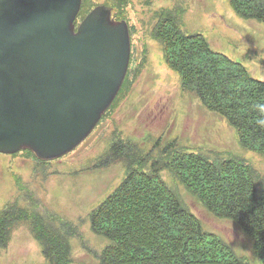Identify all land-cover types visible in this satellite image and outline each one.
<instances>
[{"label":"rangeland","instance_id":"1","mask_svg":"<svg viewBox=\"0 0 264 264\" xmlns=\"http://www.w3.org/2000/svg\"><path fill=\"white\" fill-rule=\"evenodd\" d=\"M101 5L113 8V18L129 26L131 58L124 84L94 132L65 157L39 162L26 151L0 154V215L11 211V225H0V264H50L37 219L66 236L71 264H101L110 241L93 232L90 215L128 174V160L105 161L119 140L134 145L129 157L140 155L147 173L158 170L204 233L220 238L243 264H261L254 240L236 223L208 211L168 165L167 156L177 149L211 161H244L264 187V155L245 149L237 130L183 87L180 74L167 65L154 28L169 11L184 35H203L213 51L264 82V23L239 16L229 0H87L84 10Z\"/></svg>","mask_w":264,"mask_h":264},{"label":"trees","instance_id":"2","mask_svg":"<svg viewBox=\"0 0 264 264\" xmlns=\"http://www.w3.org/2000/svg\"><path fill=\"white\" fill-rule=\"evenodd\" d=\"M86 1H82L80 17L91 12L84 10ZM229 3L239 16L264 23V0ZM154 36L164 43L167 65L180 74L183 87L235 128L245 149L264 155V82L252 77L241 63L213 51L203 35H184L169 11L155 26ZM134 149L119 140L105 158L108 164L128 160L129 170L90 215L93 232L110 241L101 264H243L220 238L203 232L198 218L182 206L158 170L149 174L140 155L129 157ZM167 158L208 211L236 223L254 240L255 254L264 264V187L257 185L251 167L244 161H211L177 149L170 150ZM10 214V210L2 212L0 225H11ZM35 228L48 262L71 264L66 236L52 225L46 228L39 219Z\"/></svg>","mask_w":264,"mask_h":264},{"label":"water","instance_id":"3","mask_svg":"<svg viewBox=\"0 0 264 264\" xmlns=\"http://www.w3.org/2000/svg\"><path fill=\"white\" fill-rule=\"evenodd\" d=\"M82 0H0V154L73 152L118 96L131 38L113 8L79 23Z\"/></svg>","mask_w":264,"mask_h":264},{"label":"flooded vegetation","instance_id":"4","mask_svg":"<svg viewBox=\"0 0 264 264\" xmlns=\"http://www.w3.org/2000/svg\"><path fill=\"white\" fill-rule=\"evenodd\" d=\"M37 160V159H36ZM40 162V161H39Z\"/></svg>","mask_w":264,"mask_h":264}]
</instances>
